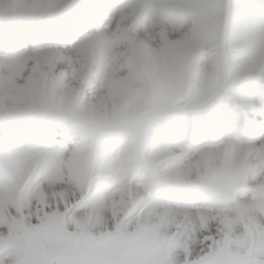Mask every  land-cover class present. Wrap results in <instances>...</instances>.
I'll list each match as a JSON object with an SVG mask.
<instances>
[{"label": "snow or ice", "instance_id": "1", "mask_svg": "<svg viewBox=\"0 0 264 264\" xmlns=\"http://www.w3.org/2000/svg\"><path fill=\"white\" fill-rule=\"evenodd\" d=\"M130 2L0 0V264H264V0H179L192 34L214 28L247 58L233 128L165 177L144 118L181 69L118 47ZM101 43L103 125L86 120L67 56Z\"/></svg>", "mask_w": 264, "mask_h": 264}, {"label": "clouds", "instance_id": "2", "mask_svg": "<svg viewBox=\"0 0 264 264\" xmlns=\"http://www.w3.org/2000/svg\"><path fill=\"white\" fill-rule=\"evenodd\" d=\"M179 0H131L121 18L123 25L118 47L126 50L136 46L152 59H167L179 63L169 92L145 115V150L149 162L159 177L174 174L189 160L191 149L206 140L221 138L233 128V104L238 93L230 88V81L239 79L245 70L247 50L229 38L220 40L211 27L192 34V27L178 8ZM128 17H132L131 23ZM70 62L80 65L73 69L71 86L80 91L81 105L87 121L103 125L105 105L91 82L103 81L111 54L103 43L95 51L87 48L73 55ZM66 67L60 69L66 71ZM87 69V71H83ZM138 125H130L126 134L134 133ZM107 143L114 147L119 140ZM97 163L106 160L101 154ZM158 194L167 195L164 190Z\"/></svg>", "mask_w": 264, "mask_h": 264}]
</instances>
